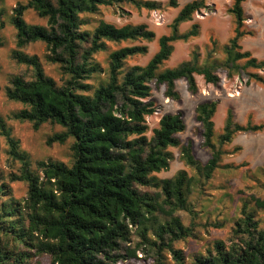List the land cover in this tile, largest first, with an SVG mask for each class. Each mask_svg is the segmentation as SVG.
Listing matches in <instances>:
<instances>
[{"label":"trees","instance_id":"1","mask_svg":"<svg viewBox=\"0 0 264 264\" xmlns=\"http://www.w3.org/2000/svg\"><path fill=\"white\" fill-rule=\"evenodd\" d=\"M243 2L232 0L226 10L233 29L224 44L209 39L203 61L194 48L187 60L161 71L174 43L199 36L198 23L183 32L179 26L206 7L203 0L183 4L168 33L158 38L145 24L117 27L94 18L101 7L160 10L161 4L153 0H27L11 9L10 59L29 72L10 77L3 89L8 101L21 106L11 119L28 123L33 131L45 124L59 126L62 131L47 137V146L64 144L69 138L73 143L69 166L51 159L32 163L0 117L6 155L18 164L15 172L0 171V264H113L120 246L130 243L133 228L138 242L126 249L128 259L141 249L154 255L155 264H164L163 253L181 264L182 251L174 243L192 236L193 225L184 226L176 214H194L188 201L192 184L204 183L218 169L232 168L222 164L228 153L224 147L237 134L262 133L264 122L254 123L248 116L240 124L228 108L222 132L215 136L217 101L198 103L194 119L200 127L199 147L209 152L202 164L193 156L191 142L182 144L177 137L185 129L181 111L162 115L147 136L145 117L155 111L147 101L150 86L163 85L164 97L173 101L179 98L174 88L178 80L185 82L189 94L197 93L196 76L216 86L218 73L227 79L244 74L247 83L264 87V77L257 73L264 70V56L256 59L240 45L242 38L253 35L244 25ZM167 6L178 4L168 0ZM26 11L44 24L27 23ZM4 13L0 7V27ZM154 40L157 50L144 65L129 63L145 56L147 44ZM36 43L44 46V61L56 65L65 77L60 85L45 75L37 56L24 53ZM123 43L131 45L109 51L106 66L96 60L109 44ZM170 149L178 150L180 162L194 176L185 170L168 179L155 176L168 169L173 160ZM250 177L260 192H238L241 205L230 238L215 241L206 256H194L195 264H264V216L259 218V212L264 214V163ZM12 183L25 186L24 196H14Z\"/></svg>","mask_w":264,"mask_h":264},{"label":"rangeland","instance_id":"2","mask_svg":"<svg viewBox=\"0 0 264 264\" xmlns=\"http://www.w3.org/2000/svg\"><path fill=\"white\" fill-rule=\"evenodd\" d=\"M27 0H0V7L4 9L1 18L3 26L0 27V117L5 125L11 129L12 136L19 142L21 150L26 152L32 163L46 161L48 159L70 165V146L73 139L69 138L64 144H52L47 146V137L62 131L59 126L42 125L37 131H33L28 123H20L11 119V114L19 110L21 106L8 101L3 89L8 85V80L14 75H29L25 67L15 64L10 59V52L14 49V31L8 20L11 9L18 3L24 4ZM161 4L158 11L135 10L134 8L101 7L100 14L95 19L120 27L125 24H145L149 30L154 32L156 38L166 35L169 31L168 25L177 14L180 7L192 0H176L178 7L167 6L168 0H153ZM205 8L193 15L192 21L179 26L183 32L196 22L199 24V36L186 43L176 42L173 44V52L159 71L165 68H172L180 62L187 60L192 49L197 48L201 61L205 56V46L209 39H214L219 45L224 44L232 36V18L226 10L232 0H203ZM244 12V25L247 30L253 32L252 37H244L240 40L243 51H248L252 57L261 59L264 56V0H244L242 3ZM24 20L31 24H44V21L37 18L31 11H26ZM131 45L123 43L118 46L109 44V50L95 56L96 60L103 66L109 51L121 46ZM148 52L143 57H136L130 60V64L144 65L156 52V40L147 44ZM44 46L36 43L27 46L24 53L37 56L43 63V70L46 76L51 77L57 85H60L65 77L60 73L56 65L47 64L44 59ZM217 56H220L219 54ZM264 77V70L257 72ZM220 82L216 86L204 84L201 77L196 76L197 93L194 95L186 91L183 80L174 84L175 91L179 98L176 101L164 97V86L154 87L151 85V95L147 101L154 104V113L145 117L148 127L147 136H151L152 129L156 128L159 119L164 114H173L181 111L183 114L184 131L177 135L180 142L185 144L190 141L192 144L193 156L202 164L209 158V152L199 147L201 141L200 127L194 119V108L203 101H217L216 113L213 117L214 134L222 132L225 112L230 108L234 120L245 124L250 116L254 123L264 122V87L254 83H247L244 74L227 79L225 74L218 73ZM234 148H238L235 153ZM228 152L223 156L222 164L230 165V169H218L212 177L200 184H192L188 201L193 207L194 214L190 216L184 212L176 215L184 226L192 224V236L174 243V248L182 251L183 261L181 264H195V257L206 256V249L211 247L215 241L227 242L230 238L231 228L234 220L239 215L241 205L239 191L258 194L260 190L254 186L251 173L256 174V169L264 163V131L258 134H237L232 142L225 146ZM173 153V160L169 163L166 171L155 174L161 179L171 178L179 170H185L188 176H194V172L183 166L179 160L177 149H170ZM18 164L11 161L6 155V144L0 136V171L8 174L15 172ZM15 197L20 198L25 194V186L22 183L10 184ZM264 216L259 212V218ZM263 221V220H261ZM213 224H218L215 228ZM262 223L261 225H263ZM132 236L130 243L120 246L119 257L113 264H155L153 254H145L141 249L135 250V257L130 260L126 257V249L133 248L138 242L134 235V228L131 229ZM164 254V264L175 263L171 256Z\"/></svg>","mask_w":264,"mask_h":264}]
</instances>
